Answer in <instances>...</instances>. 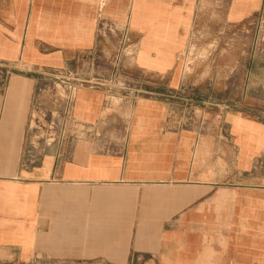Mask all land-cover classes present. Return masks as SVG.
Masks as SVG:
<instances>
[{
    "label": "crops",
    "instance_id": "obj_1",
    "mask_svg": "<svg viewBox=\"0 0 264 264\" xmlns=\"http://www.w3.org/2000/svg\"><path fill=\"white\" fill-rule=\"evenodd\" d=\"M199 2L0 0V60L21 67L0 84V255L264 264L260 39L216 51L221 74L200 87L214 102L237 105L203 120L175 111L182 84L163 79L175 75L196 22L216 31L224 14L236 35L259 19L264 0H210L203 15ZM103 30L135 41V68L150 78L80 86L73 138L51 142L36 128L39 88L49 81L36 70L68 69L101 46Z\"/></svg>",
    "mask_w": 264,
    "mask_h": 264
},
{
    "label": "rangeland",
    "instance_id": "obj_2",
    "mask_svg": "<svg viewBox=\"0 0 264 264\" xmlns=\"http://www.w3.org/2000/svg\"><path fill=\"white\" fill-rule=\"evenodd\" d=\"M210 0H200L199 13L205 14ZM222 26L214 31L209 25H200L198 22L193 27L191 39L188 47L183 50L179 56L178 67L171 76L166 74L163 76L164 80H174L176 83L182 84L181 89L175 90L173 100L175 102V111L181 112L184 116H188L187 120L193 122L195 120H203L204 114L208 112H220L229 108V106L237 105L229 102H214L209 99V96L204 95L201 85L208 80H213L217 74L220 76L221 72L215 68L213 59L217 50L229 46L236 42H245L248 44L253 38L260 39V46L264 48V12L259 16L248 28L239 30L237 34H233L229 30L224 21V14H222ZM101 36L104 40L101 46L91 53H84L79 55L77 59L69 66L60 72H49L48 70H36V74L43 79H48L52 84L59 83L68 79H87L98 78L100 80H112L116 82L117 74L123 80H135L150 78L135 68V56L137 52V45L135 41L132 43L123 44L121 42V35L116 36L114 31L103 30ZM35 74L29 72L28 75ZM52 73V74H51ZM165 77V78H164ZM48 83L46 82L45 85ZM51 84V85H52ZM61 86V85H58ZM112 89V88H111ZM116 89L110 94L111 101L117 102L115 98ZM236 91V90H234ZM206 95L213 93L212 89L206 88ZM42 103L50 104L51 99L45 97ZM42 131L39 133V135ZM139 263V262H138ZM0 264H53V263H39V262H21L10 255H0ZM57 264V263H56Z\"/></svg>",
    "mask_w": 264,
    "mask_h": 264
},
{
    "label": "built area",
    "instance_id": "obj_3",
    "mask_svg": "<svg viewBox=\"0 0 264 264\" xmlns=\"http://www.w3.org/2000/svg\"><path fill=\"white\" fill-rule=\"evenodd\" d=\"M21 70L18 64L0 60V84H3L14 72ZM53 72V71H49ZM52 74V73H51ZM117 86L125 87L127 83L125 80L116 75ZM68 79L61 83L52 84L48 81L47 85L39 88V97L37 100L38 106L36 107L38 112L41 113V118L35 120L36 128L46 134L48 140L51 142H68L71 137L73 138L75 126V120L73 116L74 98L77 88L80 86L90 84L99 85L102 80L98 78L87 79ZM49 79V78H48ZM52 84V85H51ZM61 85V86H58ZM41 94L43 96H41ZM48 97L51 99L50 104L42 103V99ZM174 97V95H173ZM188 117V116H187ZM41 133V134H42ZM59 264H71V263H59ZM85 264H104V263H85ZM130 264H138L137 262H131Z\"/></svg>",
    "mask_w": 264,
    "mask_h": 264
}]
</instances>
